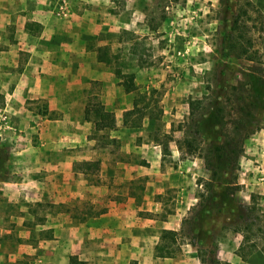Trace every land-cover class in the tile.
I'll list each match as a JSON object with an SVG mask.
<instances>
[{"label": "crops", "instance_id": "1", "mask_svg": "<svg viewBox=\"0 0 264 264\" xmlns=\"http://www.w3.org/2000/svg\"><path fill=\"white\" fill-rule=\"evenodd\" d=\"M112 3L0 0V83H14V92L6 95L22 103L11 101V118L17 120L22 113L33 121L13 126L24 136L37 134L34 141L32 136L24 138L14 154V162L21 163L14 179L0 181V264L27 255L29 264H70V256L83 264H197L201 256L208 261L207 253L194 251L204 243H216V258L226 264H264V236L255 230L236 231L224 209L202 214L198 227L206 232L204 242L191 245L180 235L179 250L156 255L161 231H180L182 219L197 201V186L209 174L200 155L177 147L183 137L180 128V135L167 139L169 153L164 154V142L143 136L154 125L123 124L129 106L115 109L118 86L98 60V49L107 45L103 34L109 39L133 30L142 7L141 0H125L132 17L122 21L109 10ZM97 84L108 88L104 110L114 111L111 126H97L92 116L89 102L98 93ZM26 100L44 104L45 112L24 105ZM102 129L110 132L109 148L94 131ZM136 136H142L140 144ZM119 141L124 146L116 150ZM133 153L143 155L148 169L133 162ZM260 177L264 181V175ZM257 191L263 197L264 221V186ZM230 194L235 203L225 205L232 212L239 202L252 201L244 189L227 193L224 200ZM83 200L92 211L79 216L74 211Z\"/></svg>", "mask_w": 264, "mask_h": 264}, {"label": "rangeland", "instance_id": "2", "mask_svg": "<svg viewBox=\"0 0 264 264\" xmlns=\"http://www.w3.org/2000/svg\"><path fill=\"white\" fill-rule=\"evenodd\" d=\"M130 1L135 4L138 0ZM247 1H250L252 5L248 6ZM229 5L232 14H241L242 11L247 10V14L243 15L244 21L241 25L248 28L251 38L250 47L261 52L263 47L260 40L264 34V17H261L257 10L264 13V0H229ZM141 7L139 17L135 23L131 24L133 30L124 29L116 38L113 36L105 39V35H102V39L109 47L108 54L113 56V62L107 65V68L109 75L118 86L115 109L129 106L127 109L129 110L134 104L136 106L132 114L124 116L125 111L123 112L122 118L127 120V125H130L133 120H138L142 112L143 117L138 126H143V124L155 126L151 132H144L147 135H143L144 138L152 137L166 143L169 137L180 135L178 130L187 117L189 98H199L207 93L206 85L211 82V70L220 59L215 52V46L220 36L219 14L222 5L221 0H141ZM109 10L118 15L122 21H129L132 17V9L125 8V0H113ZM228 65L233 71V82L239 85L242 93L237 92L238 95L230 98L229 108H237L243 102H247L246 99L258 98L257 106L253 109L257 124L252 122L253 128L255 126L253 132L241 142L236 163L233 158L230 161L235 168L234 172L218 173L221 180L216 181L215 192L218 197L214 199L212 211L218 212L224 209L226 216L233 217L231 214L234 212L231 211L230 206L225 205L235 203L232 194L225 200L224 196L238 189H244L246 194H251V199L259 208L258 213H261L260 210L263 207L260 205L263 203L262 195L257 193V189L263 190L264 181L257 177L260 174L264 175V62L233 57L228 60ZM130 73L134 74L135 88L126 92L122 82ZM14 90V83H0V143H4L10 153V166L7 171L0 174V181L14 179L17 175L14 172L15 169L21 167V163L14 162V154L18 147L25 143L24 138L32 136L34 141V137L37 136L35 132L24 136L22 129L13 126L15 123L23 127V123L33 122L26 119L27 116L22 113L17 120L11 118L9 111L11 101L15 104H22L16 97L6 95L7 92L12 94ZM97 90V94L90 96L89 104L92 105L91 108L100 106L104 108L105 96L103 95L107 93L108 88L104 84H99ZM241 97L246 98L243 101ZM34 102L26 100L24 105L32 107L38 113L45 112L44 104ZM13 106L16 107V105ZM18 109L21 108L16 110ZM111 112L114 114V111ZM149 113L154 114L153 117H149ZM110 121L111 119L104 120L105 123ZM168 126L169 133L165 132ZM94 131L98 136H102V139L104 138L102 142L107 145L104 147L109 148V130ZM141 138L142 136H136L135 143L140 144ZM123 146L120 141L114 143L116 150H120ZM72 150L77 151L78 149L72 148ZM202 151L203 149L200 148L195 154L201 155ZM184 153L185 151L182 150V157L186 158ZM142 156L141 153H133L131 157L133 162L138 165L142 164L145 169H148L149 163ZM168 158L165 156L164 163H168ZM145 164L148 165L145 166ZM202 164L204 165L203 161ZM76 167L80 168L81 165L77 163ZM207 172L209 174V171ZM198 179L201 178L198 177ZM223 181H228L229 184L224 186ZM135 189L140 192V185L136 184ZM202 191L206 196L203 185H198L196 193ZM239 196L242 198L240 194ZM85 202V200L79 202L74 211L79 216L92 211ZM220 204H223L221 209H219ZM45 209L46 207L41 208V210ZM207 246L204 243L194 251L208 254L210 247ZM30 257L27 255L21 259L7 261L6 264H29ZM199 259L200 263L195 260L197 264L208 263L205 257L201 256ZM37 264L52 263L42 261ZM209 264H226V262L216 259L215 263L210 261Z\"/></svg>", "mask_w": 264, "mask_h": 264}, {"label": "trees", "instance_id": "3", "mask_svg": "<svg viewBox=\"0 0 264 264\" xmlns=\"http://www.w3.org/2000/svg\"><path fill=\"white\" fill-rule=\"evenodd\" d=\"M222 10L219 14V39L215 46V52L219 56L218 62L211 70V82L206 85L207 93L199 98H189L188 114L186 119L181 124L183 137L177 140V147L184 149L188 154L197 152L200 148L203 149L201 158L203 159L204 167L209 171L208 179L202 183L204 192L197 193L196 203L190 207L187 215L182 219L181 229L176 232L173 230L161 231V242L156 245V255L170 256L175 251L179 250L177 245L178 237H184L191 245L204 242L206 232L199 230L198 222L205 210L211 209L214 199L218 197L216 194V181H220L218 173L234 172V167L231 165V160L236 163L240 152L241 142L253 132L254 128L251 125L255 122L253 109L257 106L258 98L252 97L251 100L243 102L239 106L229 108L231 106L230 98L235 97L237 92H240L239 85L233 82V71L228 65L230 58H244L249 61L258 60L264 62V34L261 36L260 43L263 50L259 52L257 49H252L251 38L248 34V28L241 25L243 15L247 14V10L241 14L230 12L229 0H221ZM247 5H252L247 1ZM257 13L264 17V13L257 10ZM109 47L101 46L98 49V60L110 65L113 62V56L108 54ZM126 92L133 90L134 74H127L126 80L122 82ZM242 94V93H241ZM238 95V94H237ZM244 101L246 97H241ZM133 108L126 110L124 116L132 114ZM95 113L94 119L97 126H111L114 124L113 113L99 108H92ZM154 114L149 113V117ZM233 115H235L233 117ZM88 117V116H86ZM143 114H139L138 120H133L130 126H138L141 123ZM111 119L109 123L104 120ZM254 119V120H253ZM231 123L232 126L230 125ZM123 124H127V120L123 119ZM164 154L169 153L167 143L162 147ZM10 166V153L4 143H0V174L8 170ZM224 186L229 184L228 181L222 182ZM223 208V204L219 205V209ZM259 208L255 206L253 200L247 203H239L233 215V221L236 231L249 233L257 231L264 236V221L258 213ZM216 243H213L209 248L207 257L208 261L216 262ZM70 264H83L74 256L69 258Z\"/></svg>", "mask_w": 264, "mask_h": 264}, {"label": "built area", "instance_id": "4", "mask_svg": "<svg viewBox=\"0 0 264 264\" xmlns=\"http://www.w3.org/2000/svg\"><path fill=\"white\" fill-rule=\"evenodd\" d=\"M259 179H260V180H263V177H260Z\"/></svg>", "mask_w": 264, "mask_h": 264}]
</instances>
